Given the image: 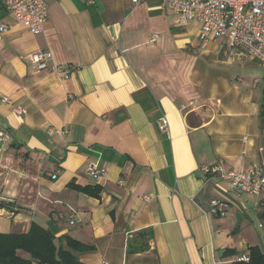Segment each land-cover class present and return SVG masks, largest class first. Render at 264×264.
<instances>
[{
  "label": "crops",
  "instance_id": "1",
  "mask_svg": "<svg viewBox=\"0 0 264 264\" xmlns=\"http://www.w3.org/2000/svg\"><path fill=\"white\" fill-rule=\"evenodd\" d=\"M45 1L34 36L0 0V99L27 112L0 100V234L37 224L91 248L83 264H230V251L264 250V195L206 172L264 170V65L221 40L201 49L198 24L178 27L163 0ZM40 52L69 74L38 71ZM91 163L105 178L86 175Z\"/></svg>",
  "mask_w": 264,
  "mask_h": 264
},
{
  "label": "built area",
  "instance_id": "2",
  "mask_svg": "<svg viewBox=\"0 0 264 264\" xmlns=\"http://www.w3.org/2000/svg\"><path fill=\"white\" fill-rule=\"evenodd\" d=\"M152 0H131L133 6ZM166 8L177 17V26L185 27L190 23L199 26L198 43L204 49L211 41L224 42L228 54L233 58L249 57L257 59L264 65V0H163ZM3 9L11 15L16 25L26 28L32 35L43 33L48 19V5L45 0H1ZM154 35L150 42L157 40ZM51 55L40 52L30 57V62L38 70L47 69L66 77L69 70L62 69L54 64L48 66ZM2 104L11 107L13 113L25 115L26 109L16 106L8 98L2 97ZM168 122L162 119L159 130L166 131ZM51 135L52 131H48ZM60 136L68 134L61 130ZM7 139V135L0 132V143ZM246 137L242 142L245 144ZM206 172L217 174L230 184L231 191L238 195L259 198L264 195V170L260 167L250 166L246 169L223 170L214 166ZM85 173L94 179L105 178L106 170L98 163L89 164ZM52 179L56 174L51 175ZM210 213L223 216L228 211L225 202L213 200L210 203ZM238 262H247L248 257L237 258Z\"/></svg>",
  "mask_w": 264,
  "mask_h": 264
},
{
  "label": "trees",
  "instance_id": "3",
  "mask_svg": "<svg viewBox=\"0 0 264 264\" xmlns=\"http://www.w3.org/2000/svg\"><path fill=\"white\" fill-rule=\"evenodd\" d=\"M69 188L92 197H99L101 192L99 187H77L70 184ZM91 251V248L70 237L57 239L48 229L37 224H32L24 234H0V264H83L76 254ZM246 252L247 262L233 261L230 264H264L263 249L253 246ZM228 255L242 257V253L235 250Z\"/></svg>",
  "mask_w": 264,
  "mask_h": 264
},
{
  "label": "rangeland",
  "instance_id": "4",
  "mask_svg": "<svg viewBox=\"0 0 264 264\" xmlns=\"http://www.w3.org/2000/svg\"><path fill=\"white\" fill-rule=\"evenodd\" d=\"M251 218H252V221H253L252 225H253L254 229L257 231L258 235H261V231L262 230L257 228V223L260 222L259 219L254 214L251 215Z\"/></svg>",
  "mask_w": 264,
  "mask_h": 264
},
{
  "label": "water",
  "instance_id": "5",
  "mask_svg": "<svg viewBox=\"0 0 264 264\" xmlns=\"http://www.w3.org/2000/svg\"><path fill=\"white\" fill-rule=\"evenodd\" d=\"M241 220H242V217L240 216V214H237L236 215L237 226H239Z\"/></svg>",
  "mask_w": 264,
  "mask_h": 264
}]
</instances>
